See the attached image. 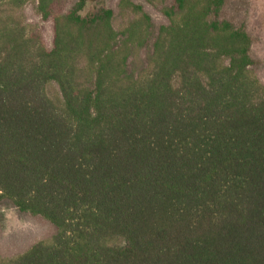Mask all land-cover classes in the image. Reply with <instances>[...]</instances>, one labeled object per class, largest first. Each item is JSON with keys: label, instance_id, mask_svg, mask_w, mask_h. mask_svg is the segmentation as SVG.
I'll return each instance as SVG.
<instances>
[{"label": "trees", "instance_id": "obj_1", "mask_svg": "<svg viewBox=\"0 0 264 264\" xmlns=\"http://www.w3.org/2000/svg\"><path fill=\"white\" fill-rule=\"evenodd\" d=\"M66 1L0 0V200L56 227L0 264H264V85L227 0H145L157 27Z\"/></svg>", "mask_w": 264, "mask_h": 264}, {"label": "rangeland", "instance_id": "obj_2", "mask_svg": "<svg viewBox=\"0 0 264 264\" xmlns=\"http://www.w3.org/2000/svg\"><path fill=\"white\" fill-rule=\"evenodd\" d=\"M119 0H93L86 3L82 13L97 7L111 8L118 24L119 16L117 4ZM141 2L145 10L151 15L154 25L165 23L166 19L160 11L159 3ZM73 0L66 1L70 7ZM224 13L227 18L236 24H243L252 38V56L255 60L253 71L264 85V0H227ZM27 22L38 25L42 29L48 45L51 41V23L42 21L36 10L34 2L23 8ZM56 233V227L47 219L28 212H21L6 200H0V258H11L25 250L34 243L48 239Z\"/></svg>", "mask_w": 264, "mask_h": 264}]
</instances>
